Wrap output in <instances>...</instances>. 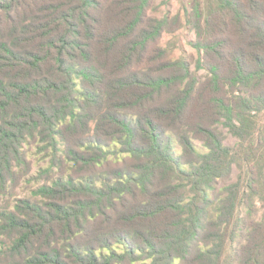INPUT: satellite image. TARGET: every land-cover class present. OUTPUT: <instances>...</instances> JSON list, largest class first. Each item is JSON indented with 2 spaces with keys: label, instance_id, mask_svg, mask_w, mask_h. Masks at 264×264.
I'll use <instances>...</instances> for the list:
<instances>
[{
  "label": "trees",
  "instance_id": "1",
  "mask_svg": "<svg viewBox=\"0 0 264 264\" xmlns=\"http://www.w3.org/2000/svg\"><path fill=\"white\" fill-rule=\"evenodd\" d=\"M148 6L0 0V264H264V0H211L204 78Z\"/></svg>",
  "mask_w": 264,
  "mask_h": 264
},
{
  "label": "rangeland",
  "instance_id": "2",
  "mask_svg": "<svg viewBox=\"0 0 264 264\" xmlns=\"http://www.w3.org/2000/svg\"><path fill=\"white\" fill-rule=\"evenodd\" d=\"M211 0H149L147 14L150 17H167L170 21L169 29L162 32L158 44L167 51L168 57L176 60L187 61L192 71L198 77L204 78L206 69L201 66L202 51L194 46L197 41L196 23L208 13ZM261 123H264V113L261 114ZM222 134V141L225 145H233L236 141L225 127L218 126ZM194 145L203 150L199 141H194ZM27 148V147H26ZM28 158L31 159L33 168L31 174H36L40 166H46V162L40 160V154H35V148L27 149ZM239 170L233 166L230 174L225 180H219L215 186L222 187L235 181ZM23 180V179H22ZM37 186V182L21 181L16 188V196L27 197L32 195V191ZM263 206L260 201H255L252 209L247 212L244 206L239 207V215L243 219L260 220L263 216ZM118 250L121 246L117 247Z\"/></svg>",
  "mask_w": 264,
  "mask_h": 264
}]
</instances>
